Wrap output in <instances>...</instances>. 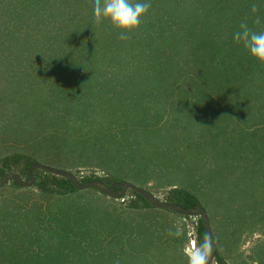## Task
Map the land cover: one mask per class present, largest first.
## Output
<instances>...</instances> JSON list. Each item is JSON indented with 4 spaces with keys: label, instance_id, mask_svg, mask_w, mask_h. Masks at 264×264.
<instances>
[{
    "label": "rangeland",
    "instance_id": "374dc122",
    "mask_svg": "<svg viewBox=\"0 0 264 264\" xmlns=\"http://www.w3.org/2000/svg\"><path fill=\"white\" fill-rule=\"evenodd\" d=\"M49 1L44 18L38 19L39 35L31 36L44 41L43 35L53 33L58 45L53 49L58 52L77 46L81 59L102 58L108 49L96 40L102 37L110 43L111 33L120 35L108 20L92 24V0ZM142 2L160 10L164 0ZM225 2L226 6L214 5L225 13H238V5ZM247 2L264 15V0ZM4 7L8 6L0 4V12ZM5 28L1 19L0 32ZM231 33L235 32L230 28L226 35ZM23 48L18 54L24 53ZM2 52L0 157L24 153L37 162L69 169L77 177L91 172L113 175L160 199L164 190L184 187L208 214L217 252L228 264H264V73L251 71L258 81L239 87V76L248 72L246 64L227 67L225 59L217 57L212 64L196 60L190 65L193 60L182 52L172 59L180 68L177 78H169L178 79L179 88L173 92L166 86L155 89L150 80L138 85L132 80V85L123 86L127 69L118 76L119 82L104 83L102 75L82 74L72 81L60 78L51 87L45 84V90L29 89L31 83L40 87V74L57 78V64L39 57H18V63L3 59ZM19 67L34 73L24 76ZM40 68L48 72H39ZM210 69L221 88L214 87ZM137 106L148 110L138 111ZM57 146L60 154L52 153ZM130 197L129 191L122 199H112L92 189L67 197L45 196L35 184L15 187L7 182L0 188V243H4L0 252H24L18 243L33 238L43 244L39 250L55 255L62 252L65 257L69 249L61 264H192L197 254L196 243L194 248L191 245L197 217L183 218L154 207L130 209L126 207ZM48 211L69 217L66 239L70 240L65 241L69 245L55 233L63 222L42 224L27 235L21 231L37 226L32 213L48 215ZM29 247L33 254L38 246Z\"/></svg>",
    "mask_w": 264,
    "mask_h": 264
},
{
    "label": "trees",
    "instance_id": "16d2710c",
    "mask_svg": "<svg viewBox=\"0 0 264 264\" xmlns=\"http://www.w3.org/2000/svg\"><path fill=\"white\" fill-rule=\"evenodd\" d=\"M225 1L226 0H186L188 3L186 4L184 0H164L163 4L160 6V10H154L153 7H150L147 14L141 18V22L145 25L141 24L144 26L128 33V39L121 40L119 39L118 33L117 35L111 33L110 37L114 34V40L110 41V43H112L110 44L109 41H103L102 37H99L96 41L103 43L108 49V52L106 50L103 51L102 58L96 56L93 58L84 57L81 59V57H79L80 53L77 52V46L74 47L75 53L74 48H68V50L64 51L62 49L60 52L54 50L53 48L58 47V45L54 44V36L56 35L53 33L43 35L46 37L44 41L42 38H38L37 40V38L31 36L33 32L39 35L38 31H36L40 29L38 28V19L41 17L44 18L42 16L43 10L46 9V5L48 8L50 7L51 2L49 0H1L0 4L3 3L4 6L8 7L1 8L0 12V20L5 19L6 25L5 30L0 32V38H3V42L0 41V45H3V47H0V51L3 50L1 55L5 52V55L2 57L3 59H11L10 61H12L13 58L14 60L16 59L18 63L20 61L19 58L32 59L34 57H39L46 58L51 60L50 63L57 64L58 69L54 71V73L58 74L57 78L54 75L48 77L47 75L40 74L41 77L39 81H42L40 87L33 86L31 83L27 85L29 89L45 90V84L51 87L53 83L58 85L59 83L55 82L60 78H64V81H72L76 79V77H82V74L91 77L102 75V82L104 83L107 81L119 82L120 79H118V76L124 75L122 70L127 69V72H125L127 76L125 79L126 81L122 82L120 80L123 86H127L128 84L132 85L133 83L138 85L143 82L142 80H150L152 84H154V88L155 85L158 88L166 86L165 88H169L171 92H173L179 88L177 85L178 79L171 80L169 78L172 76L176 77L180 74V68L177 63L172 62V59H175L174 57L182 52L189 56L188 60H193L190 65L197 63L196 60L203 62L210 61L212 64L214 60H217V57L225 59L223 64H226L227 67H234L237 63H241V65L246 64L248 72L245 77L239 76L240 83H238V86L242 87L245 83L254 81L255 76L251 75V71L257 69L261 74L264 73V63L251 57L242 44L235 42L233 39L234 33H231V36L226 34H228L230 28L232 32L238 31L241 23H247L253 31H264V15L259 14L262 12L258 6V11L253 13L251 11L252 4L250 5L247 0H232L236 6H239L238 13L233 15L225 13L223 10H218L214 5L220 3L219 5L226 6L227 4ZM234 3L231 4L234 6ZM232 5H228V7ZM257 16L261 19V25H257L254 22ZM106 34L107 33H105V35ZM74 40L71 39V42ZM21 46H25L22 50L24 53L18 54ZM183 47H185V51H183ZM12 51H14V53H12ZM84 53L83 50L82 54L84 55ZM53 59H57V61H52ZM168 59L171 62H168ZM244 61H247V63ZM210 66L211 65H209V67ZM18 70L19 73L22 70L23 72L21 73L24 76H29L30 72L34 73L30 69L26 70L21 67H19ZM38 71L43 73L48 72L47 69L41 70V68ZM208 74V76L212 77L214 80V87L221 88V84L215 79L213 70L211 71L210 69ZM246 77H248V79H244ZM168 79L172 84L167 83ZM255 80L258 81L257 79ZM146 89L147 87L140 88V93ZM154 97L155 93L152 92V96L150 93L149 102H155ZM153 102L152 106L154 104ZM137 107L136 110L143 111L144 113L152 108L151 105L147 106L148 109L146 107L142 109L141 106ZM162 107L164 108V106ZM51 150L54 154H60L59 150L62 149L57 146L55 148L52 147ZM34 161L36 160L31 155L24 153L13 152L3 155L0 157V177L4 173L10 171L17 172L22 177H26L27 168ZM39 174L40 177L37 179V175ZM34 176L36 179L34 184L37 186L39 192L45 196L67 197L77 192L66 178L38 169L34 170ZM78 178L83 182L100 179L107 184L114 181H121L120 178L113 175L107 174L105 176H99L93 172ZM11 184L18 187L13 182H11ZM129 192L131 197L127 200L126 207L135 210L152 207L139 194L133 191ZM163 200L180 204L183 207L200 204L194 193L184 187L178 186H173L164 190ZM5 211L8 212V208H6ZM56 214V212L50 213L49 211L48 215L42 214V212L32 213L34 222H37V226H28L21 231L24 232L23 234L27 235L31 234L33 229L42 226V224L48 225L51 224L52 221L63 222L62 228H57L56 226L55 233L62 236V242L65 243V241L70 240L66 239L68 237L67 235H70L68 228L69 217L64 215L58 216L61 213L56 217ZM181 217L189 218L188 216ZM194 231V238L198 248L197 253H201L205 246V235L199 218L196 219ZM29 237L30 236L27 238ZM46 240L51 244L56 242L51 239ZM24 241L25 243H18V247L25 249L24 252L21 251L15 255H8L0 252V264H61L62 262L65 263L66 258L68 259L70 255V253H68L69 249L65 251V257H62L61 251L57 252V254L61 252L59 255H55L53 252L50 253L51 250H39L40 247H43L40 239L34 240L33 238H29ZM3 244L4 243H0V247H2ZM69 244L68 242L66 245ZM48 245L50 246V244ZM29 246L38 247L34 252L32 251L33 254H31L28 251L30 248ZM214 261L215 264H228L217 252V248L215 249Z\"/></svg>",
    "mask_w": 264,
    "mask_h": 264
},
{
    "label": "water",
    "instance_id": "95a60500",
    "mask_svg": "<svg viewBox=\"0 0 264 264\" xmlns=\"http://www.w3.org/2000/svg\"><path fill=\"white\" fill-rule=\"evenodd\" d=\"M35 169L68 179L72 187L77 191L92 189L112 199H122L128 191H133L142 196L144 200L154 208L167 210L181 216L199 218L205 235V246L201 252L205 257L204 264H212L214 262L216 245L208 214L201 204L183 207L180 204L160 199L156 194L149 190L124 180L114 181L110 184H107L100 179L83 182L69 169L55 167L37 161L32 162L28 166L25 178L14 171L4 173L0 177V188L7 182H13L18 187H30L36 180L34 176Z\"/></svg>",
    "mask_w": 264,
    "mask_h": 264
},
{
    "label": "clouds",
    "instance_id": "9594fccd",
    "mask_svg": "<svg viewBox=\"0 0 264 264\" xmlns=\"http://www.w3.org/2000/svg\"><path fill=\"white\" fill-rule=\"evenodd\" d=\"M92 3V24L99 25L104 20H108L115 29L120 30L119 39L121 40L128 39V33L139 28L141 18L147 14L151 7L150 2H142V0H136L135 3L133 0H92ZM251 11L256 13L257 5L253 4ZM254 22L259 25L260 17L257 16ZM233 39L242 44L251 57L264 63V31H253L247 23H241L239 30L234 33ZM195 243L194 238V242H191L193 248ZM204 260V255L197 253L192 264H204ZM212 264H215V261Z\"/></svg>",
    "mask_w": 264,
    "mask_h": 264
}]
</instances>
